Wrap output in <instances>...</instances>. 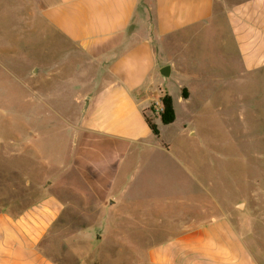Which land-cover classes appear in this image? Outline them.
Listing matches in <instances>:
<instances>
[{"label":"crops","instance_id":"0c3cea01","mask_svg":"<svg viewBox=\"0 0 264 264\" xmlns=\"http://www.w3.org/2000/svg\"><path fill=\"white\" fill-rule=\"evenodd\" d=\"M11 3V7L7 6L9 14L13 20H22L23 104L39 106L38 111L30 108L25 111L24 120L66 122L68 131L77 138L71 167L88 187L85 203L99 217V221L87 228L72 226L74 240L71 241L96 231L88 228L98 226V230L104 231L110 225L100 218L112 205H122L126 199V179L134 166L132 162L128 167V161L133 155L156 146L152 142L156 136L144 115L151 114L158 127L160 119L153 116L151 104L159 98L156 92L164 85L159 72L164 66L161 51L181 46L183 52L190 47L191 40L199 37V87L213 88L214 81L221 78L216 74L220 70L217 65L211 67L215 66L211 60L207 61L202 46L207 35L201 32L211 26L209 38L218 41L220 47L229 44L232 49L226 55L227 72H233L232 67L236 66L235 71L242 75L264 73V0H14ZM223 25L224 33L219 31ZM187 54L183 52L182 57L176 54L167 63L170 75L166 81L176 69L175 58L181 57L187 63L190 52ZM9 66L7 71L15 77V68ZM191 95L189 92L183 98L179 94L178 103L187 104ZM171 97L176 114L175 99ZM27 134L38 135L33 130ZM31 144L26 149L36 147ZM40 176L33 181L23 180L25 187L34 185L40 192L33 203L17 201L13 195L6 198L0 195V264H62L47 255L48 241L63 232L64 218L90 214L48 192V187L55 183L48 181L46 175ZM239 205H242L241 213L246 211L245 200L234 207ZM228 211L200 215L189 222L191 227L187 224L177 230L169 227L173 226L175 216L183 214L170 213L167 218L172 220L171 224H165L166 231L180 234L151 245L144 264H264L256 255L264 231L263 217L260 228L252 223L242 237L239 230L241 227L245 233V225L234 224L236 215ZM161 212L159 209L150 220L153 228L156 227L154 231L164 227L166 216ZM77 264L90 263L80 258Z\"/></svg>","mask_w":264,"mask_h":264},{"label":"rangeland","instance_id":"374dc122","mask_svg":"<svg viewBox=\"0 0 264 264\" xmlns=\"http://www.w3.org/2000/svg\"><path fill=\"white\" fill-rule=\"evenodd\" d=\"M12 1L0 0V195L33 203L40 192L34 185L25 187L23 180L33 181L41 174L55 183L48 192L90 213L64 218L63 232L48 241L49 257L62 264H77L80 258L90 264H144L151 245L180 234L166 231L165 224L172 220L167 215L172 212L183 215L175 216L169 229L184 228L200 215H216L221 210L236 215L234 224L245 225V233L241 227L239 230L242 237L252 223L260 228V217L264 221V73L242 75L235 71L236 66L227 72L226 55L232 49L209 38L210 26L201 30L207 35L202 46L207 61L215 65L211 67L217 65L220 70L216 72L221 76L214 81L216 88L199 87V37L183 50L184 55L190 52L187 63L181 58V46L161 51L164 66L170 65L167 63L174 55L181 56L175 58L172 76L163 79L164 85L156 92L159 100L169 93L174 97L176 118L170 124L157 120L160 136L152 139L156 146L128 161V167L132 162L134 166L126 179V199L100 218L110 225L104 231L98 226L88 228L96 231L71 241L72 226L87 228L99 217L85 203L88 187L71 167L77 138L68 131L66 122L24 120L25 111H38L39 106L23 104L22 20H13L9 14L7 6L11 7ZM219 31L225 32L224 25ZM9 65L15 68V77L7 71ZM206 66L210 68L208 63ZM183 88L192 93L187 104L177 101ZM147 116L153 120L151 114ZM153 116L158 118L156 113ZM28 130L38 135L31 137ZM30 142L36 146L31 150L26 149ZM243 200L246 211L241 213L242 205L235 208L234 204ZM159 209L166 216L164 227L154 231L150 220ZM261 235L256 255L264 262V231Z\"/></svg>","mask_w":264,"mask_h":264},{"label":"trees","instance_id":"16d2710c","mask_svg":"<svg viewBox=\"0 0 264 264\" xmlns=\"http://www.w3.org/2000/svg\"><path fill=\"white\" fill-rule=\"evenodd\" d=\"M181 95L183 98H187L188 92L185 88L182 89ZM161 102L163 105V111L160 113H156V115L160 119V122L162 124H170L176 118V114H175V110H174V106H173V100H172L171 95H169V94L163 95L161 97ZM144 117H145V121H146L148 127L150 128L151 132L156 137H159L160 133H159V129H158L157 125L147 115H144Z\"/></svg>","mask_w":264,"mask_h":264},{"label":"built area","instance_id":"2783aa9c","mask_svg":"<svg viewBox=\"0 0 264 264\" xmlns=\"http://www.w3.org/2000/svg\"><path fill=\"white\" fill-rule=\"evenodd\" d=\"M152 111L154 113H160L163 111V105L161 100L157 99L154 101V103L152 104Z\"/></svg>","mask_w":264,"mask_h":264},{"label":"water","instance_id":"95a60500","mask_svg":"<svg viewBox=\"0 0 264 264\" xmlns=\"http://www.w3.org/2000/svg\"><path fill=\"white\" fill-rule=\"evenodd\" d=\"M159 72H160L162 78L166 79L170 75V66L165 65V66L161 67Z\"/></svg>","mask_w":264,"mask_h":264}]
</instances>
